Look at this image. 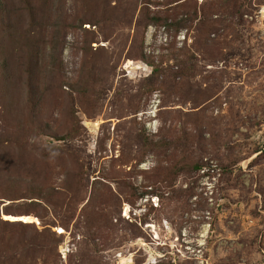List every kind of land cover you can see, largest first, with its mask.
Returning a JSON list of instances; mask_svg holds the SVG:
<instances>
[{"label":"rangeland","instance_id":"1","mask_svg":"<svg viewBox=\"0 0 264 264\" xmlns=\"http://www.w3.org/2000/svg\"><path fill=\"white\" fill-rule=\"evenodd\" d=\"M0 264H264V0H0Z\"/></svg>","mask_w":264,"mask_h":264},{"label":"bare ground","instance_id":"2","mask_svg":"<svg viewBox=\"0 0 264 264\" xmlns=\"http://www.w3.org/2000/svg\"><path fill=\"white\" fill-rule=\"evenodd\" d=\"M126 212H127V210H126ZM22 221H24V222H26V223H34V222L37 223V220H35L33 217H24V218L22 219Z\"/></svg>","mask_w":264,"mask_h":264}]
</instances>
